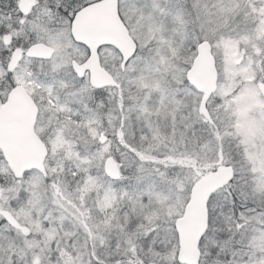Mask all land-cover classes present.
Masks as SVG:
<instances>
[{
    "label": "snow or ice",
    "instance_id": "6c2138e0",
    "mask_svg": "<svg viewBox=\"0 0 264 264\" xmlns=\"http://www.w3.org/2000/svg\"><path fill=\"white\" fill-rule=\"evenodd\" d=\"M0 264H264V0H0Z\"/></svg>",
    "mask_w": 264,
    "mask_h": 264
}]
</instances>
